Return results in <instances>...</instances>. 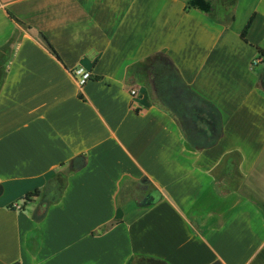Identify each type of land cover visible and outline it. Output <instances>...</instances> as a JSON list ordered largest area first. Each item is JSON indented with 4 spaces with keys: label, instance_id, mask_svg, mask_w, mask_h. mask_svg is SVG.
I'll list each match as a JSON object with an SVG mask.
<instances>
[{
    "label": "crops",
    "instance_id": "obj_1",
    "mask_svg": "<svg viewBox=\"0 0 264 264\" xmlns=\"http://www.w3.org/2000/svg\"><path fill=\"white\" fill-rule=\"evenodd\" d=\"M207 1L0 0V264H264V0ZM168 62L213 146L160 101Z\"/></svg>",
    "mask_w": 264,
    "mask_h": 264
},
{
    "label": "trees",
    "instance_id": "obj_2",
    "mask_svg": "<svg viewBox=\"0 0 264 264\" xmlns=\"http://www.w3.org/2000/svg\"><path fill=\"white\" fill-rule=\"evenodd\" d=\"M187 9H197L204 13H211L213 6L207 0H189ZM252 21L253 19H250L241 33V38L245 41ZM44 39L50 52L59 58L46 37ZM259 51L264 58V50L260 49ZM155 72L157 95L162 104L178 117L189 142L199 149L213 146L218 141L222 129V119L218 109L186 85L170 63L166 68L157 69ZM2 79L3 76H0V81ZM262 88L264 90V86ZM206 138H209V141L205 143ZM61 182L60 192L62 193L65 185L64 179ZM39 194L40 191L37 190L26 195L23 200L26 203L38 197ZM53 199L46 202V207L55 201V198ZM119 218L120 213H118L117 220Z\"/></svg>",
    "mask_w": 264,
    "mask_h": 264
},
{
    "label": "built area",
    "instance_id": "obj_3",
    "mask_svg": "<svg viewBox=\"0 0 264 264\" xmlns=\"http://www.w3.org/2000/svg\"><path fill=\"white\" fill-rule=\"evenodd\" d=\"M264 58L260 55L259 58L254 59L251 63L252 68L258 67ZM73 76L76 78L78 81V84L80 87H84L90 80H92L93 76L92 73L88 70H86L83 67H78L72 71ZM132 95L135 96L137 94L136 90H132ZM15 209H21V207L18 204H15L13 206Z\"/></svg>",
    "mask_w": 264,
    "mask_h": 264
}]
</instances>
